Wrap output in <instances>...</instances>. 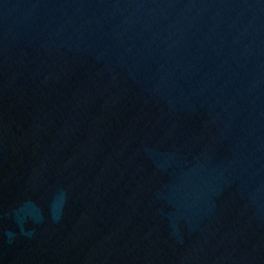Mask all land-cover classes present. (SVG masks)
Instances as JSON below:
<instances>
[{
	"label": "water",
	"instance_id": "water-1",
	"mask_svg": "<svg viewBox=\"0 0 264 264\" xmlns=\"http://www.w3.org/2000/svg\"><path fill=\"white\" fill-rule=\"evenodd\" d=\"M0 264H264V0H0Z\"/></svg>",
	"mask_w": 264,
	"mask_h": 264
}]
</instances>
